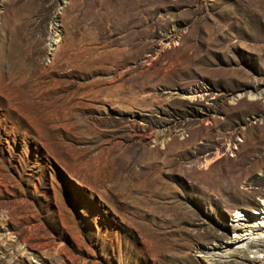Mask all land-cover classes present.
<instances>
[{
  "label": "rangeland",
  "instance_id": "1",
  "mask_svg": "<svg viewBox=\"0 0 264 264\" xmlns=\"http://www.w3.org/2000/svg\"><path fill=\"white\" fill-rule=\"evenodd\" d=\"M0 60V264H264V0H0Z\"/></svg>",
  "mask_w": 264,
  "mask_h": 264
},
{
  "label": "bare ground",
  "instance_id": "2",
  "mask_svg": "<svg viewBox=\"0 0 264 264\" xmlns=\"http://www.w3.org/2000/svg\"><path fill=\"white\" fill-rule=\"evenodd\" d=\"M10 22H11V24L12 25H14L15 24V20L14 19H10ZM10 27V26H9ZM3 37V36H2ZM9 41V40H8ZM7 46V45H6ZM16 56V55H15ZM8 59H10V61H8V63L7 64H5V62L3 63L2 62V60H0V62L2 63V65H4L6 68H14L15 66H14V64L12 63V56H11V54H10V52L7 54V56H6ZM5 60H7V59H5ZM4 60V61H5ZM7 62V61H6ZM3 68V67H2ZM4 70V69H3ZM257 228V229H256ZM262 228L260 227V226H254V228H250L249 230H246V232L243 234V235H241V236H239V240L240 241H242V240H247L248 238H251L252 236H254L255 235V233H262V230H261ZM257 235V234H256Z\"/></svg>",
  "mask_w": 264,
  "mask_h": 264
}]
</instances>
